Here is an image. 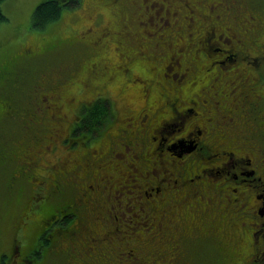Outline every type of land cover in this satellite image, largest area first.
I'll list each match as a JSON object with an SVG mask.
<instances>
[{"label":"trees","instance_id":"16d2710c","mask_svg":"<svg viewBox=\"0 0 264 264\" xmlns=\"http://www.w3.org/2000/svg\"><path fill=\"white\" fill-rule=\"evenodd\" d=\"M4 1L0 0V24L7 20L2 9ZM201 2L208 19L199 18L197 27L192 29L199 43L192 42L195 46L190 56L193 58L187 60L175 53L178 45L183 47L191 43L187 41L184 30L180 33L170 32L163 25L142 24L132 0H43L36 6L32 14L34 28L45 29L66 14H75L76 9L63 12L65 8L77 4V9L83 5L86 13L82 10L76 13V17L88 19V28L94 23L102 26L103 36L99 43L88 28L74 30L64 36H58L52 30L46 38L41 37L40 42L32 40L26 43L28 39L24 40L16 53L11 52L0 62V195L5 198L4 209L0 212V249L5 248L10 254L9 257L0 253V264H113L115 261H125L131 252L138 254V251L145 258H152V264H169L166 257L171 256V249V252L175 249L179 254L184 250L187 257L188 252H195L200 238L190 236L189 232L196 227L189 219H177L176 214L185 206L178 205L176 208L172 205V209L164 215L154 210L158 195H154L152 203V199L148 200L145 194L147 186L157 179L161 180L165 188V196L171 193L172 179L151 176V170L157 166L158 169L174 171L175 175L178 169L180 173L194 177L209 193H219L222 189L227 191L228 186L235 183L243 191L254 192L250 187H254L255 183L246 181L244 184L232 179L226 171L214 174L211 170L212 167L223 166V161L229 160L228 153L233 147L217 146L202 159L199 153L179 156L178 150L169 149L171 142L192 129L191 119L183 125L180 113L184 114L182 111H187L188 107H195V102L199 107L213 102L212 107L224 112L233 111L230 113L235 123L245 127L252 123L258 131H264V56L260 55L264 53V0L242 1L247 12L256 16L251 22V29L248 27L250 37L245 36L241 45L245 51L242 57L251 58L253 63L246 65L243 70L229 65L224 68L214 65L216 59L222 58V53L214 50L215 47L220 46L229 51L232 49L218 36L211 44L208 40L212 37L208 32H212L215 26L234 25L239 8H228L225 2L220 6L221 11L214 14L215 0ZM96 8L98 11L91 14ZM225 8L234 15L229 17ZM101 9L111 14L110 23L102 25ZM152 33L156 36L151 37ZM157 34L165 40L162 47L155 43ZM180 35H183L182 40ZM110 38L114 39V44L108 42ZM75 44L74 49L80 50L81 57H76L71 65H42L41 68L35 65L56 57L62 50H72ZM163 48H167L166 51ZM108 72H111L112 78H103ZM119 76L124 79L121 84V93L126 99L123 110L117 107L115 98L103 89L105 82L96 97L89 101L72 93L73 87H89L95 78L111 81ZM236 80L243 83L238 94L244 95L254 88L261 95L260 98L240 106L229 94L231 87H227V84ZM128 92L131 93L126 97ZM59 93L63 99L60 107H56L50 102L49 95ZM10 107H19V115L12 112V116L7 119L4 111ZM199 112L202 113L201 110ZM163 121H179V124L169 125ZM137 123L143 128L142 131H136ZM228 127H225L226 131L233 134L235 131ZM217 130L219 136L223 135L222 129ZM144 131L149 136L142 135ZM52 135H56L57 139L70 136L71 140H79V144L74 145L73 151L68 153L67 146L71 142L67 139L65 142H56L57 146L47 152L48 158L51 157L55 162L52 164L54 166L50 165V170L42 168L43 159L41 161L39 157L35 173L29 175L24 172L20 175L22 185L19 188V168L25 169L27 166V159H16L19 158L20 143H28L24 153L29 152V148L40 152L44 149L43 143L53 142ZM133 140L137 141L138 148L143 147L145 142L148 148L145 157L140 160L141 185L135 195L136 205L133 208L134 217L142 214L146 216L144 227L120 223L115 217L130 203L129 197H122L120 204L115 206L113 197L132 176L130 163L135 155H139L133 146L127 149ZM233 142L238 147L243 146L245 140ZM60 149H64L63 154ZM119 150H126L125 157L121 153L115 156L113 152ZM108 151L111 157L101 161ZM217 151L220 154L215 156ZM158 161L160 164H157ZM189 162L198 163L200 167L188 166ZM179 163L181 167L176 169ZM99 165L103 166L102 169ZM84 167L87 168L85 174ZM64 168L74 172V176L68 182L66 194L61 195L55 184L60 181V186L65 185L66 178L60 174ZM124 170H128V174ZM42 182L44 186L39 187ZM90 183L100 189L91 191ZM179 193L176 191L175 194ZM198 196L196 193L193 200ZM13 203H16V211H12ZM166 208L170 209V206ZM221 210L232 220H239L238 224L247 220L245 215L240 217L237 206L231 208L223 202ZM8 221L10 224L7 226ZM131 226L136 229L128 230ZM260 229V226L249 225L236 239L235 245L224 249L219 248L221 241L217 236L213 241L201 245L198 252L205 257L210 250L207 254L209 264H264V234ZM9 230H13L11 239L3 238L1 234ZM239 230L235 228L230 231L238 234ZM180 231L189 235L188 250L176 248L180 244ZM50 235L55 245L47 241L46 236ZM232 235L236 236L234 233ZM39 236L45 242L38 240ZM40 243L44 246L36 251ZM17 246L24 257L16 254ZM33 250L35 252L28 255ZM17 258L19 260L15 262ZM148 262L151 264V261ZM188 264H192V258Z\"/></svg>","mask_w":264,"mask_h":264},{"label":"flooded vegetation","instance_id":"af4514ba","mask_svg":"<svg viewBox=\"0 0 264 264\" xmlns=\"http://www.w3.org/2000/svg\"><path fill=\"white\" fill-rule=\"evenodd\" d=\"M132 1L135 2V6H137V9L135 8L136 13L138 14L137 18L141 20L142 24L149 23L151 25H156V24L163 25L165 29H170V32L180 33L182 32L181 30L183 29L184 30L183 33H186L187 35V41H191V43L183 47L181 44L178 45L177 49L175 50V53L176 55H181V58H184L183 60L193 58L192 56H190L191 53L193 54L192 51L195 46L192 45V42L196 44V41L199 43V40L197 34L195 35V33L192 32V29L197 27L196 23L198 22L199 18L204 17L205 19H208L207 16L205 15V11L201 7L202 5L201 0H132ZM242 1L245 0H215L214 7L211 6L213 7L214 14H217L218 12L221 11L220 6L222 4L224 5L225 2L227 3L228 8L231 9L239 8V13L235 14L238 17L236 20H234V25L223 24L222 27H218L214 25L215 29L212 32H208L212 36L211 39H208L210 41V44L213 41V39L216 36H218L220 40L224 39L227 45L231 46L232 51L223 49V47L220 46L214 48V50L222 53V58L216 59L214 61V65H219V67L221 68H224L225 66L229 65L231 67H236V68H240V70H243L246 68L245 67L246 65L253 63L251 58L244 59V57H242V54L243 53L245 54V51L241 45L245 41V36H249L251 29L250 27L251 22L253 23V18H255L256 16L251 12H247L245 8V4H243ZM226 11L228 12L226 14L229 17H231V15H234V13L230 12L228 9H226ZM184 14L186 15L184 16ZM221 15H223V12L221 13ZM143 18L146 19V21L145 20L142 21ZM241 19H245V20L241 21ZM185 21H187L188 24H184ZM224 25L227 27H224ZM248 27H250V29H248ZM174 30H178V31H174ZM253 30L254 28L252 29V31ZM89 32L91 31L89 30ZM258 32L259 29L257 31V37H258ZM150 35L151 37L156 36L153 33ZM102 36H103V32H101L100 35L95 36L97 42L100 43V39L102 38ZM179 38L180 40H182L183 35H180ZM164 41L165 40L161 39L157 34V38L155 42L156 45H158V47H160L161 45L162 47ZM166 49L167 48H163L164 51H166ZM260 55L264 56V53L261 52ZM251 57L253 56L251 55ZM164 60H166V58ZM213 73L214 75L216 74L215 71H213ZM242 84L243 83H240L237 80L235 82H231L227 84V87L229 88L231 87V89L229 90V94L233 96L235 102L239 103L240 106L247 103V101H252L254 98H258V97L260 98L261 95H258V93L254 88L252 89L250 88L249 93H245L244 95L241 93L238 94L239 93L238 90L240 89V87H242L241 86ZM91 85L92 84H90V86ZM225 94L227 93L225 92ZM49 97H50L49 100L53 106L60 107L61 99H63L61 93L57 95L50 94ZM212 103L211 105L208 104L206 106L199 107L197 106L198 103L195 102V107H188L187 111H182L184 112V114L180 113L181 117L183 118L182 120L183 125H186L189 119H191L190 126L192 127V129L186 130V134L184 136L177 138L173 142H171L169 149L173 148L175 150H178L179 156H184V154L190 155L193 153H199V157L202 159V157L207 156V154H211L210 150L213 149L215 150L217 146L228 145V147L230 146L233 147V150L228 153L229 160L227 162L223 161L224 163L223 166H218L217 168L212 167L211 170L213 171L214 174L221 173L220 171H226L228 174H230L232 179L240 180L244 184L246 181L255 183L254 187H250L253 189L254 192L248 193L247 191H243L234 182L235 183L234 185L228 186L227 191L225 189H222L221 192L219 193H214V192L209 193V191L206 190V187L199 184V182L196 179H194V177L186 176L183 173H180L177 167L180 168L181 163L175 166L177 169L176 175L174 171L171 172V175L175 177H171V176L169 177V179H172L173 182H172L171 193L168 194L167 196H165V192H164L165 188L161 183V180L157 179L152 184H149L147 186V189L145 190V194L149 197L148 200L152 199L151 202L154 203V195H158L156 196V198L159 197L158 198L159 200L155 199L157 206L154 210L156 212L158 211L159 213L166 215V213L172 209V205H175L176 208L178 207V205L185 206L183 210H181L179 213L176 214L178 217L177 219L179 220L189 219V221L196 227L195 230L189 232L190 236L200 238V242L197 244V248L195 249V252L192 253L188 252L187 257L185 256L184 250H182V254H179L175 249L171 252L172 250L171 249L170 250L171 256L166 257V261H168L169 264H188V260L191 258H192V264H209L210 260L207 259V254L210 252V250L208 249L206 256L203 257L201 253L198 252V249L200 248L201 245L207 244L209 241H213L218 236L219 240L221 241L219 248L220 249L230 248L236 244V239L240 238L241 233L244 230L246 231L249 225L251 227L253 224L256 226H260L261 228L260 232L264 234V131L262 129L258 131L256 127H253V125L255 124L252 123L246 127L243 126V124L235 123L234 117L230 113L233 111L228 110V112L226 111L224 112L223 110L218 109V107L217 108L212 107ZM175 108L179 109V107H175ZM200 110L202 111V113L199 112ZM4 112L7 113V119H8L12 116V112H16L19 115V107L6 108ZM59 113H61L60 109H59ZM58 116L60 119H62L60 115ZM163 122L169 125L179 124V121H173V122L163 121ZM227 126H229L227 129L230 130L233 129L235 132L231 131L233 134L228 133V131H226L225 129V127ZM135 127L137 129L136 131H142L143 129L141 125H139L138 123L136 124ZM218 128L222 129L223 135L221 136L218 135V130H217ZM125 129L126 128L124 126L123 130ZM143 133L144 134L142 135L149 136L147 134V131H144ZM56 134L59 135V133ZM51 138L53 142L43 143L44 149L40 152L34 151L32 148H29V152L24 153V150L28 143L27 142L20 143L19 158L16 159L17 161L18 160L20 161L22 159H27V166L25 167V169L19 168V188L22 185L20 182V175H22L24 172L28 173L29 175L35 173L39 157L41 158V161L43 159L42 168H48L50 170V165H52L55 162H53L51 157L48 158L47 152L52 151V148L54 149L57 146L58 142L60 141L65 142L66 139L68 140V142H71L70 145L67 146L69 149L68 153H71V151H73L74 145L79 144V140H71L70 136L57 139L56 135H52ZM163 139L165 141H168L166 137H163ZM234 140L236 141L245 140V143L243 146L235 147L234 144H236V142H233ZM134 141L137 143L136 140H133V142ZM146 145L147 143L145 142L143 147H140L141 150L144 149L145 154L146 151L148 152V148L146 147ZM61 147L64 148L63 146ZM131 147L132 145L130 144L127 149L130 150ZM125 151L126 150H119L118 152H113V153L115 154L116 157H118L120 156V153L121 156L126 155ZM60 153L63 154L64 149H60ZM108 153H110V151L107 152V154L103 157L101 161L111 157V154ZM171 154L174 155V153L172 152ZM218 154L220 153L217 151L214 155L217 156ZM157 164H160V161H158ZM100 165L99 168L101 167ZM187 165L188 166L195 165L200 167L198 163L194 164V162H189ZM53 166L54 165H52V167ZM157 169L158 166L154 168L155 171H157ZM160 170L161 173L158 176H156V178L167 180V178L163 177L162 171H166L168 169L162 168ZM86 171L87 168L84 167L83 173L85 174ZM107 171L109 172V169H107ZM60 174L66 178L64 181L65 185L60 186L61 185L60 181H57L55 187L59 194L64 195L66 194L68 182H70L71 178L74 176L73 175L74 172H72L71 170L67 171V169L64 168L62 171H60ZM34 183H36V181ZM42 186H44L43 182L39 185V187ZM89 186L92 189L91 191L97 188L100 189V187H94L91 183ZM200 186H202V188ZM176 191H179L180 193L175 194ZM97 193L98 192L94 193L93 195H96ZM196 193L199 194V196L198 198L193 200ZM223 202H225L231 208L237 206L238 207L237 211L240 217L243 218V216L245 215L247 217V220L241 221V223L239 224L237 223L239 220H232L228 215L223 213L224 210H221V206ZM166 206H170V209H167ZM148 207H151V205H149ZM64 215L65 214H63V217ZM67 215L72 216L71 214H67ZM259 219L260 222H258ZM235 228L237 229L240 228L238 234L236 231L235 232L230 231ZM179 233L181 234L179 236L180 244H178L176 248L188 250V245L190 244V240L188 238L189 235L185 234L186 233L185 231H180ZM232 233H234V235H236L237 237L233 236ZM256 234L257 233H255V235ZM37 239L45 242L44 241L45 239L42 236L41 237L39 236ZM46 239L47 241H50V243L55 245L52 240V235L46 236ZM43 246H44L43 243H40L37 246L36 251H38L39 249L41 250ZM15 249L17 252L16 254L22 256L20 247L17 246L15 247ZM34 252L35 250L30 251L28 255ZM140 252L142 251L140 250ZM0 253L1 254L4 253L10 257V254L8 253V251H6L5 248H3V250L0 249ZM137 253L138 254H134L133 252H131L129 254V257L125 261L122 260H121L122 262L115 261L113 262V264H132L133 261H135L136 264H150L148 261H151L152 264V258H145V256L141 255L139 251ZM140 256H142V258ZM17 260L19 259L17 258L15 262ZM17 264H19V262H17ZM20 264H23V262Z\"/></svg>","mask_w":264,"mask_h":264},{"label":"rangeland","instance_id":"374dc122","mask_svg":"<svg viewBox=\"0 0 264 264\" xmlns=\"http://www.w3.org/2000/svg\"><path fill=\"white\" fill-rule=\"evenodd\" d=\"M43 0H5L2 4V9L4 14L7 17V20L3 21L0 24V62L4 61L9 54L16 53V49L24 40H27L26 43L36 41L40 42V39L46 38L49 31H52L57 34L58 36H64L67 33L77 30L81 31L84 29H87L89 26V20L83 19V17H76V13H79L83 10V5H81L80 8L77 9V4L73 5L72 7H68L64 9L63 14L68 11H73L75 14L68 15L66 14L61 18L58 22L51 23L48 27L45 29H37L32 26V14L39 3H41ZM82 1V0H81ZM84 2V1H83ZM86 2V1H85ZM88 2V1H87ZM87 3H85L86 6ZM67 9V10H66ZM98 11V8L94 9V11L91 14H95ZM136 11V10H135ZM83 13H86V10L82 11ZM101 13L103 16V23L102 25H105L106 23H110L109 15L111 14L106 9H101ZM135 16V15H133ZM89 30L91 33H93L94 36H98L101 34V27L98 26L95 23L90 25ZM89 35V33H88ZM55 37V35H53ZM108 42L110 44H114V39H109ZM25 44V43H24ZM23 44V45H24ZM80 44L78 48L81 46ZM76 44L73 46L72 50H62L59 55L56 57H53L49 60H44L41 63H35L36 66L41 68V66H47V67H53L54 65L59 66H69L70 63L75 60L76 57H81L80 50L74 49ZM74 49V50H73ZM111 72H108L103 78H107L108 76H111ZM124 81L123 77L119 76L111 81H105V79L102 78H95L93 79V83L89 87H78L75 86L72 88V93L76 97H82V99H87L89 101L90 99L96 97L100 87H102V83L104 84V90L105 92H108L111 94L116 101L117 107L123 110L124 103L126 99L124 98V94L121 93L123 88H121V84ZM131 92L126 93V97L130 95ZM134 105H137V102L133 103ZM68 109V108H67ZM135 148V152L139 155H135L133 158V161L130 163V170H131V178L127 182H125L124 185H122L120 191L118 194L114 195V204L115 206L119 205L122 201V197H129L130 203H128L125 206V209L121 210V213H118L115 215L117 219H119L120 223L128 222L129 225H135V226H141L144 227L146 225V216L142 214V216L134 217L133 211L134 207L136 205L135 195L138 192V188L141 185V158L145 155L144 149L141 150V148L137 147V143L134 141L133 144H131ZM130 149V148H129ZM121 161H124V158L121 159ZM149 161V159L147 160ZM152 174L151 176H158L161 173L160 169L151 170ZM125 174H128V170H124ZM163 177L169 179L171 176V171L166 170L162 171ZM4 203L5 198H2V195H0V212L4 209ZM12 211L17 210L16 203L11 204ZM138 212V209L136 213ZM131 216H133L131 220ZM9 221L7 223V226L9 225ZM135 226H131V229H136ZM13 234V230H9L5 234H1L3 238L11 239Z\"/></svg>","mask_w":264,"mask_h":264},{"label":"bare ground","instance_id":"6f19581e","mask_svg":"<svg viewBox=\"0 0 264 264\" xmlns=\"http://www.w3.org/2000/svg\"><path fill=\"white\" fill-rule=\"evenodd\" d=\"M244 66V65H243ZM72 155V154H71ZM73 157V156H72ZM61 166V165H60Z\"/></svg>","mask_w":264,"mask_h":264}]
</instances>
